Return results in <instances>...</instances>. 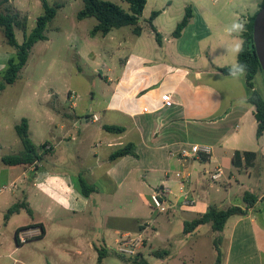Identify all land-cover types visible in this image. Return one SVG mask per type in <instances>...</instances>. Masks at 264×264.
<instances>
[{"label":"crops","instance_id":"crops-1","mask_svg":"<svg viewBox=\"0 0 264 264\" xmlns=\"http://www.w3.org/2000/svg\"><path fill=\"white\" fill-rule=\"evenodd\" d=\"M262 1L254 0L247 6L243 18L238 12L241 5L231 6L235 0L229 2L228 10H213L208 0H183L182 11L173 18H162L171 3L162 10L153 7L151 14L159 12L152 25L161 36V44L149 25L156 45L147 48L148 45L136 42L128 55L119 57L121 70L106 79L113 84L109 99L103 101L100 111L87 113L97 115L96 122L106 120L98 128L104 133L100 162L104 170L97 176L90 173L85 177L80 171L77 177L55 169L54 165L45 168L43 163L55 160L56 154L54 144L44 141L52 144V149L42 154L40 162L27 168L8 166L20 169L17 175L0 174V181L12 180L14 186L19 182L17 191L25 188L21 197L15 196L13 201L12 195L0 198V239L14 217L22 211L27 212L22 209L4 221L7 210L19 202L28 204L31 212L27 213L32 216L44 212L57 234L66 233L69 228L55 221L52 217L54 209L72 210L74 201L79 198L84 201L95 195L92 209L99 213L104 196L114 198L125 186L124 193L130 204L134 203L136 195L143 205L151 207L142 193L143 185H146L147 174L160 173L167 175L152 189L161 194L163 212L158 209V213H164V217L148 221L124 218L129 221V228H116L114 234L119 236L115 238L116 246L125 236L133 234V239L145 241L141 247L149 248L151 254L158 250L165 252L162 260L167 264L173 258L180 259L179 264H215L214 241L219 238L221 264H264V190L260 191L264 178V136L257 137L255 108L247 101L249 89L245 73L224 75L218 70L237 65L244 25L257 14ZM186 8H191L193 17L181 36L175 38L173 32ZM113 30L105 36L97 35L111 40ZM132 34L136 35L133 29ZM136 36L141 37V34ZM73 121L71 118L60 127L66 131L65 136L71 135ZM104 125L119 126L124 131L108 132L102 129ZM127 144L134 146L136 156L127 155L111 161L110 155ZM197 145L209 147L210 152L194 155L193 149ZM182 151L191 156L183 157ZM236 152L255 153V157L250 158L248 165L236 167L233 162ZM244 161L242 156L241 163ZM218 170L220 177L212 179ZM255 171L258 181L254 182V188H249L238 178V173L243 172L244 179L250 181ZM137 174L146 175L140 180ZM79 176L95 188L88 198L81 197L75 182ZM237 185L244 189H240L239 194L242 203L236 205L231 201V192ZM245 192L255 195L257 202L245 215L231 216L221 232H214L211 223L199 225L188 234L183 232L185 222L200 217L211 205L219 209L228 206L246 209ZM19 228H26L18 236L22 244L30 239L28 237L45 238L49 232L42 219L17 227L15 233ZM155 245L159 249H153ZM92 248L95 251L102 249L98 244H93ZM76 251L69 252L82 256L80 250Z\"/></svg>","mask_w":264,"mask_h":264},{"label":"rangeland","instance_id":"rangeland-1","mask_svg":"<svg viewBox=\"0 0 264 264\" xmlns=\"http://www.w3.org/2000/svg\"><path fill=\"white\" fill-rule=\"evenodd\" d=\"M50 5L59 6L55 18L45 29L47 40L38 41L31 49L26 65L19 72L17 80L5 89L0 90V160L7 155L19 154L23 151L21 140L15 127L23 119L29 123V137L37 146L46 144L40 153H47L52 149V144L44 142L49 140L55 146V160L45 161L43 166L67 171L74 176L83 171L82 176L93 173L98 174L104 168L100 167L103 159L104 142L103 131L100 125L106 123L92 122L87 113L100 111L104 100L109 99L113 90V84L107 82V77H113L122 68L119 57L124 58L129 49L136 42L148 45L147 48L156 45V40L150 35L151 11L153 7L162 10L168 7L167 14L162 18L179 16L182 11L183 0H146L148 5L140 17V25L143 28L141 37L132 34V26H124L114 29L111 37L103 39L101 35L91 36V30L97 24L95 17L78 19V13L83 9V0H47ZM118 4L125 11L129 5L124 0H108ZM210 7L228 10L231 0H208ZM254 0H235L240 4L238 12L240 17L247 14V6ZM41 0H0V14L18 13V21L23 26H16L15 36L19 44L24 41L36 26L38 16L43 13ZM150 45V46H149ZM142 48V46H139ZM16 53V49L7 43L3 29L0 27V81L1 73L8 66V61ZM110 70V71H109ZM255 89L264 98L263 74L258 73L254 79ZM87 114V115H86ZM73 118L71 135L65 136L66 131L60 128ZM68 133V132H67ZM68 137V138H66ZM66 138V140H65ZM51 146V148H47ZM31 167V166H28ZM27 168V167H26ZM4 170V171H3ZM20 169L9 168L0 162V174H18ZM139 179L142 175L137 174ZM136 175V176H137ZM167 174H147L146 185H143L142 193L151 204V207L143 205L141 199L134 195V203L124 193L125 186L114 198L104 196L101 211H94L95 195L84 197L74 201L73 209L63 211L54 209L52 217L69 229L66 233L57 234L55 227L40 211L39 215L32 216L26 211L20 212L12 220L8 229L4 230L0 239V264H97L98 253L92 248L98 244L102 249H108L109 255L104 264H130L125 259L134 255H122L115 250L114 234L116 228H129V221L124 218L136 217L145 221L155 218H163L164 213L156 208L152 201L155 191L152 186L160 185ZM97 176V175H96ZM133 178V177H132ZM238 178L246 183L249 188H254L258 181L255 171L250 181H247L245 173H238ZM12 180H1L0 189H3L0 198L12 195V201L20 198L24 189L17 191V186L11 184ZM78 184V179H76ZM132 182V180L130 181ZM150 185L147 186V183ZM128 185V184H127ZM261 190H264V178L261 182ZM25 186V185H24ZM244 189L235 186L231 192L232 203H242L239 194ZM244 191V190H243ZM14 194V196H13ZM92 195V194H91ZM103 197V196H102ZM47 203V202H46ZM226 208V207H224ZM136 209L134 212L133 210ZM163 212V211H162ZM133 213L134 216H133ZM41 214V215H40ZM1 218V216H0ZM36 219H42L49 232L45 238L28 237L23 244L18 246L14 240L15 229L27 225ZM136 235V234H135ZM133 237V234H130ZM137 236V235H136ZM135 238V237H133ZM136 243V242H134ZM138 247L144 246L145 241H138ZM153 249H159L154 246ZM80 250L82 256H76L69 251ZM145 259L150 264H167L162 258L154 257L149 248H140ZM180 259L173 258L170 264H179Z\"/></svg>","mask_w":264,"mask_h":264},{"label":"trees","instance_id":"trees-1","mask_svg":"<svg viewBox=\"0 0 264 264\" xmlns=\"http://www.w3.org/2000/svg\"><path fill=\"white\" fill-rule=\"evenodd\" d=\"M8 2L9 0H4ZM129 6V10L125 11L118 4L108 1V0H83L84 7L78 13V19L82 20L88 17H95L97 19V24L91 30V36H96L97 34H101L103 36L107 35L110 30L119 29L124 26H132L133 32L136 35H140L142 31V27L140 26V17L142 12L146 6V0H124ZM264 0L262 1L261 6L263 5ZM41 5L43 8V13L38 16L36 20V26L32 30V32L28 35H25L24 41L19 44L16 40L15 36V27L20 26V22L18 21V13H7L0 14V27L3 29L5 38L7 43L16 49V53L13 57H11L8 61V66L1 73L2 81H0V90L5 89L6 85L13 84L18 76L19 72L26 65L29 54L32 47L38 42L47 40V36L45 34V29L48 24L55 18L56 11L59 6H53L48 3L47 0H41ZM159 14L158 11H155L151 14L149 19V23L152 26L153 32L156 30L152 25L153 19ZM255 16L250 18L249 22L244 25V30L241 33V37L243 40L242 47L238 54L237 65L235 67H223L218 68V70L224 75H232L238 72L245 73L246 85L249 89V96L247 101L254 106L255 108V118L257 120V137L260 138L264 136V98L263 96L255 89L254 87V79L255 76L260 72L263 74L260 62L255 52V46L253 41V24L255 20ZM193 17V12L191 8H186L184 16L182 20L177 24L175 31L173 32V36L178 38L181 36L183 30L187 27L189 22ZM21 25L25 26V23ZM155 38L159 44H161V36L159 33L155 32ZM264 80V75H263ZM16 132L21 140L23 151L19 154L7 155L2 157L1 162L8 166H33L42 160L41 150L46 146L45 143L42 146L37 147L29 137V123L27 119H23L18 126L15 127ZM104 130L108 132L122 133L124 129L119 126H110L104 125ZM137 153L134 152V146L132 144H127L125 146L119 147L116 149L111 155L110 160L114 161V159H118L127 155L136 156ZM244 157V163H241V157ZM255 153L244 152L235 153L233 158L234 165L236 167L242 166V164L248 165L250 163V158H254ZM78 188L79 191L83 194V196L88 197L92 192L95 191V188L88 184L83 177L79 176L78 178ZM243 202L246 204V209H242L240 206H228L226 208H217L215 206H210L206 213L201 215L200 217L187 221L184 224L183 232L185 234L191 233L197 228L199 225L211 223L212 229L214 232H221L227 220L234 215H245L247 213V209L252 207L257 202V197L250 192H245L243 195ZM22 209L27 210V212H31L28 204L26 202L15 203L11 206L4 215V221H8L9 218L15 214L19 213ZM32 227V226H27ZM23 229L19 228L16 230L15 239L18 246L22 245L19 240V233ZM43 231V230H42ZM43 235V232L41 233ZM220 239L217 238L214 241V247L216 249V262L215 264L222 263V252L219 247L218 241ZM98 252V261L97 264H104L105 258L109 255L108 249H97ZM166 253L162 251H154L152 255L157 258H162ZM121 258L129 262L130 264H150L141 252H137L134 257H129L125 259L123 256Z\"/></svg>","mask_w":264,"mask_h":264},{"label":"built area","instance_id":"built-area-1","mask_svg":"<svg viewBox=\"0 0 264 264\" xmlns=\"http://www.w3.org/2000/svg\"><path fill=\"white\" fill-rule=\"evenodd\" d=\"M167 101H168V99L165 100V102H167ZM91 121L92 122L98 121L97 115H95V114L91 115ZM47 148L49 149V148H51V146H48ZM209 152H210V148L207 146L197 145L193 149V154L196 156H199L200 154H203V153L207 154ZM182 154H183V157H185V158L186 157L188 158L191 156L190 154H188L187 151H182ZM220 175H221V171L218 170V172L216 174H213L212 179H217L220 177ZM152 201H153L154 206L162 211L163 207H162V202H161V194L155 192L152 195ZM134 242H136V243H134ZM138 244H139L138 240L133 239L130 236H125L123 239H121L118 242L115 250L120 252L122 255H134L138 252V249H139V248H137Z\"/></svg>","mask_w":264,"mask_h":264},{"label":"water","instance_id":"water-1","mask_svg":"<svg viewBox=\"0 0 264 264\" xmlns=\"http://www.w3.org/2000/svg\"><path fill=\"white\" fill-rule=\"evenodd\" d=\"M253 41L255 52L264 75V2L255 16L253 24Z\"/></svg>","mask_w":264,"mask_h":264}]
</instances>
